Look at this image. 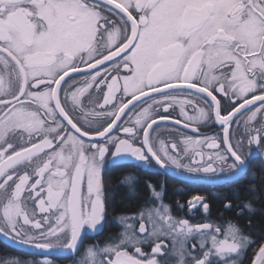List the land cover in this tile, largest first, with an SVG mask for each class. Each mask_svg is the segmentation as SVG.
Returning <instances> with one entry per match:
<instances>
[{"label":"snow or ice","instance_id":"snow-or-ice-1","mask_svg":"<svg viewBox=\"0 0 264 264\" xmlns=\"http://www.w3.org/2000/svg\"><path fill=\"white\" fill-rule=\"evenodd\" d=\"M257 156L264 0H0V244L70 264H264V175L217 215L206 195L177 201L183 216L164 202L169 176L233 182ZM129 167L165 179L141 196L123 173L143 204L110 216L108 172ZM0 264L54 260L0 248Z\"/></svg>","mask_w":264,"mask_h":264},{"label":"flooded vegetation","instance_id":"flooded-vegetation-1","mask_svg":"<svg viewBox=\"0 0 264 264\" xmlns=\"http://www.w3.org/2000/svg\"><path fill=\"white\" fill-rule=\"evenodd\" d=\"M201 131L211 132V129H205L201 127ZM125 172H135L139 178L140 183L141 182L144 183V181L146 180H151L153 183H156L158 181L165 179V177L163 176L154 174V170H141V169H136V168H131V167L110 170L108 172V177L111 180L112 188L117 193L114 203H113V210L110 213V216H113V217L121 215V214L134 213L143 204V199H141L137 207L132 204H127L126 207L124 205L120 206L119 195L121 192H125V189L123 187H117V186L119 184L122 174ZM253 172L257 173L258 175H264V159H261V157L259 156L252 159L251 164L249 166L248 176L244 177L243 179H237L233 182L225 181V182H220V183H210L208 181L196 180V179H193L189 182V181H183L180 179H174L171 176H169L167 177L166 197H165L164 202L166 204L173 206L174 213H176L177 215L183 216L185 215V212L181 210H177L174 207L177 201H179L180 203H184L193 195H197V194L206 195L212 201L213 215H217L221 211V207H222L220 198L224 196L225 194H230L233 189L238 188V187L242 188L243 185H246L247 183H249L251 179V173ZM146 195L147 193L145 194V196ZM128 203H132V202L129 201ZM232 215L233 214L231 212L225 213V216H232ZM193 216L198 218V214L195 212H193L191 216H188L186 218L191 219ZM257 216L254 218V220L257 219ZM119 230L120 229L115 224L110 222L107 225L106 230L101 237H95V238L91 236L86 237L85 244L92 243L94 242V239H101L103 238V236H107L109 233H115ZM0 248H3V251L5 253L11 254L12 256H21L24 259L29 260V261L50 258L54 260V264H70L69 260L63 259L55 255L48 256L47 254H41V253H38V251L34 249L21 248L15 245L5 247L3 244H0ZM245 264H247L246 261H245Z\"/></svg>","mask_w":264,"mask_h":264},{"label":"trees","instance_id":"trees-1","mask_svg":"<svg viewBox=\"0 0 264 264\" xmlns=\"http://www.w3.org/2000/svg\"><path fill=\"white\" fill-rule=\"evenodd\" d=\"M256 182H257V184L260 183V181H256ZM139 187L141 189V196H145L146 191L144 190V183L141 182L139 184ZM119 198H120L119 199L120 206L124 205L125 207L127 204H132V205H135L137 207L139 205L140 200H141L140 197H134V198L128 197L125 194V192H121L119 195ZM129 201H131L132 203H128ZM254 223H256L257 225H264V217L257 216V219L254 220ZM257 231H258V229H257Z\"/></svg>","mask_w":264,"mask_h":264}]
</instances>
